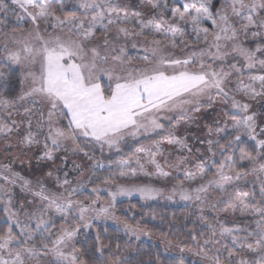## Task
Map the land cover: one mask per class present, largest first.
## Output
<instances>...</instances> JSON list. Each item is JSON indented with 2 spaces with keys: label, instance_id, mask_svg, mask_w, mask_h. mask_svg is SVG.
<instances>
[{
  "label": "snow or ice",
  "instance_id": "obj_1",
  "mask_svg": "<svg viewBox=\"0 0 264 264\" xmlns=\"http://www.w3.org/2000/svg\"><path fill=\"white\" fill-rule=\"evenodd\" d=\"M0 146V264H264V0H0Z\"/></svg>",
  "mask_w": 264,
  "mask_h": 264
},
{
  "label": "trees",
  "instance_id": "obj_2",
  "mask_svg": "<svg viewBox=\"0 0 264 264\" xmlns=\"http://www.w3.org/2000/svg\"><path fill=\"white\" fill-rule=\"evenodd\" d=\"M17 170H23L19 164H17ZM136 204L137 209L139 208L138 199H132L131 201H125L126 206L128 203ZM162 205V203H161ZM153 208L157 211V213H162L164 211L163 207H157L155 204H153ZM152 209H145V211H151ZM182 207L180 205H169L166 209L168 217H171V215L175 212L176 214H179L182 211ZM158 234V233H157Z\"/></svg>",
  "mask_w": 264,
  "mask_h": 264
},
{
  "label": "rangeland",
  "instance_id": "obj_3",
  "mask_svg": "<svg viewBox=\"0 0 264 264\" xmlns=\"http://www.w3.org/2000/svg\"><path fill=\"white\" fill-rule=\"evenodd\" d=\"M0 151H2V146H0ZM3 157H0V159H2ZM133 199H138V198H133ZM163 203V202H161Z\"/></svg>",
  "mask_w": 264,
  "mask_h": 264
}]
</instances>
